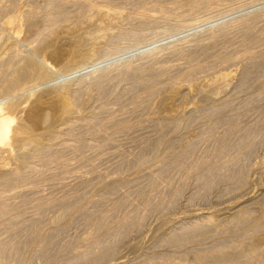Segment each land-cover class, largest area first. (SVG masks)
Masks as SVG:
<instances>
[{
  "label": "rangeland",
  "instance_id": "rangeland-1",
  "mask_svg": "<svg viewBox=\"0 0 264 264\" xmlns=\"http://www.w3.org/2000/svg\"><path fill=\"white\" fill-rule=\"evenodd\" d=\"M61 1L64 19L36 38L48 1L0 0V106L29 137L0 152V176L22 164L34 169L25 182L0 183L7 212L0 245L8 254L0 264H78L85 251L102 254L96 264H195L202 253L212 264L248 260L216 258L227 246L250 249L248 255L262 250L256 260L264 264V0H89L93 8L84 10L78 0ZM130 33L141 42L134 45ZM12 47L23 60L8 63ZM27 60L44 77L28 70L25 84L2 91L1 74L9 70L14 79ZM135 70L157 76L142 85L138 72L129 79ZM229 72V82H216ZM75 94L80 104L67 113ZM69 118L77 124L72 133ZM40 143L51 145L42 158L33 151ZM235 211L244 212L246 224ZM203 215L214 220L211 230L175 240ZM15 241L25 246L10 253Z\"/></svg>",
  "mask_w": 264,
  "mask_h": 264
},
{
  "label": "bare ground",
  "instance_id": "bare-ground-1",
  "mask_svg": "<svg viewBox=\"0 0 264 264\" xmlns=\"http://www.w3.org/2000/svg\"><path fill=\"white\" fill-rule=\"evenodd\" d=\"M46 1V0H45ZM48 1V6L47 7H49L50 8V12L48 13V12H46V14H42L41 16L39 15V17L41 18H43V17H45V21L47 22V24L45 25L46 27L45 28H43V29H33L34 28V25L37 23H35L34 25L32 24V23H30L28 26L31 28V29H33V31H34V37H36V38H41L43 35H44V33H45V31L47 32V30L48 29H50L53 25L55 26L57 23H58V21L61 19V18H63V17H65L66 16V13H65V10L62 8V5H64L63 3H62V1L61 0H47ZM212 1V0H211ZM234 1V0H233ZM3 2V1H2ZM1 2V3H2ZM63 2H64V0H63ZM10 3V2H9ZM76 3V2H75ZM78 3H79V5H81L82 7H83V10H84V7H92L93 6V4H92V2H89V0H78ZM91 3V4H90ZM224 3V2H223ZM4 4V3H3ZM14 4V3H13ZM197 4H200L198 1H194V2H192V4L191 5H193V6H195L196 7V5ZM228 4V3H227ZM234 4V3H233ZM251 4V3H250ZM2 5V4H1ZM10 5H11V3H10ZM39 5V4H38ZM67 5V4H66ZM190 5V4H189ZM192 6V7H193ZM243 6V5H242ZM66 7V6H65ZM72 7V6H71ZM78 7V6H77ZM94 7H96L95 5H94ZM245 7V6H244ZM80 8V7H79ZM93 8V7H92ZM98 8V7H97ZM217 8V7H216ZM215 8V9H216ZM1 9V8H0ZM5 9V8H4ZM39 9V8H38ZM77 9V8H76ZM86 9V8H85ZM199 9V8H198ZM80 10H82V8L80 9ZM87 10V9H86ZM186 10V9H185ZM2 11V10H1ZM46 11V10H45ZM93 11V10H92ZM195 11V10H194ZM238 11V10H237ZM3 12V11H2ZM32 12V11H31ZM182 12V11H181ZM236 12V11H235ZM33 13V12H32ZM35 13V12H34ZM45 13V12H44ZM29 14V13H28ZM31 14V13H30ZM36 14V13H35ZM39 13L37 12V15H38ZM147 13H144V11L142 12V14H141V16L142 15H146ZM188 14V13H187ZM186 14V15H187ZM1 15V14H0ZM32 15V14H31ZM36 15V16H37ZM110 14H109V12L108 13H106V16L108 17ZM255 15V14H254ZM30 16V15H29ZM28 16V17H29ZM148 16V15H147ZM151 16V15H150ZM262 16V15H261ZM26 17V16H25ZM30 17H32V16H30ZM152 17V16H151ZM1 18V17H0ZM35 18H37V17H35ZM134 18V17H133ZM142 18V17H141ZM263 18V17H262ZM29 19V18H28ZM28 19L26 18V20L28 21ZM64 19V18H63ZM143 19V18H142ZM145 19V18H144ZM143 19V20H144ZM150 19V18H149ZM240 19V18H239ZM30 20V19H29ZM35 20V19H34ZM66 20V19H65ZM131 20V19H130ZM136 20V19H135ZM142 20V21H143ZM152 20H153V18H152ZM151 20V21H152ZM245 20V19H244ZM262 20V19H261ZM11 21V20H10ZM9 21V22H10ZM32 21H33V19H32ZM38 21V20H37ZM40 21V20H39ZM63 21V20H62ZM146 21H147V17H146ZM149 21V20H148ZM263 21V20H262ZM26 22V21H25ZM33 22H35V21H33ZM177 22V21H176ZM238 22V21H237ZM249 22V21H248ZM247 22V23H248ZM28 23V22H27ZM179 23V22H178ZM44 24V23H43ZM99 24V23H98ZM145 24V23H144ZM150 24H151V22H150ZM169 24V23H168ZM253 24V23H252ZM167 25V24H166ZM179 25V24H178ZM224 25V24H223ZM249 25V24H248ZM151 26V25H150ZM183 26V25H182ZM186 26V25H185ZM247 26V25H246ZM250 26H251V24H250ZM250 26H248L249 28H250ZM36 27V26H35ZM166 27V26H165ZM173 27H175V26H173ZM172 27V28H173ZM187 27V26H186ZM237 27V26H236ZM239 27V26H238ZM244 27H245V24H244ZM259 27V26H258ZM103 28V27H102ZM139 28V27H138ZM251 29V28H250ZM259 29V28H258ZM166 30V29H165ZM167 30H169V29H167ZM238 30V29H237ZM231 31V30H230ZM249 30H246V32H247V34H245V38H248L249 37V35H250V31L248 32ZM264 31V30H263ZM150 32V31H149ZM224 32V31H223ZM156 34V33H155ZM230 34V33H229ZM123 35V34H122ZM122 35H120V36H122ZM222 35V34H221ZM129 38H130V40H131V42L134 44V45H136V44H138V43H140L141 42V40H142V35H139L138 33H130L129 34ZM235 36V35H234ZM119 37V36H118ZM127 38V37H126ZM214 39V38H213ZM218 41V40H217ZM192 43V42H191ZM204 43V42H203ZM222 43V42H221ZM205 44V43H204ZM36 45V44H35ZM189 45V44H188ZM13 46V45H12ZM30 46V45H29ZM249 46V45H248ZM248 46H246V47H248ZM225 47V46H224ZM15 48L14 47H12L11 49H10V52H11V58H10V61L11 62H8V63H12L13 64V62H15L20 56L18 55L19 53H17L16 52V50H14ZM106 49V48H105ZM180 49V48H179ZM112 50V49H111ZM111 50H110V52H111ZM114 51H115V49H114ZM205 51V50H204ZM19 52V51H18ZM110 52H109V50L106 52L105 51V53H107V54H110ZM166 52V51H165ZM243 52V51H242ZM91 53V52H90ZM96 53V52H95ZM104 53V54H105ZM113 53V51L111 52V54ZM251 53V52H250ZM106 54V55H107ZM114 54V53H113ZM169 54V53H168ZM174 54V53H173ZM93 55V54H92ZM175 55V54H174ZM251 55V54H250ZM23 56V55H22ZM108 56V55H107ZM165 56V55H164ZM231 56V55H230ZM239 56V55H238ZM9 57V56H8ZM168 57V56H167ZM261 57V56H260ZM157 58V57H156ZM165 58V57H164ZM249 57H247V59H248ZM22 59V58H21ZM20 58H19V60H21ZM24 59H26V58H24ZM90 59V58H89ZM231 59V58H230ZM238 59V58H237ZM245 59V58H244ZM23 60V59H22ZM259 60V59H258ZM25 61V60H24ZM28 61V60H27ZM33 60H31V61H28V63L27 64H25V65H27L26 66V68H24V69H22L21 71L20 70H18V72L17 73H15L14 72V74H16V77L13 79V78H11V77H13L12 75H13V73L12 72H10L9 70V72L8 71H5L3 74H1V79H2V87H1V89H3L2 91H4V92H7V94L9 93H11L14 89H17L18 87H19V85L20 84H22V83H24L26 80H27V78H28V75H29V73L30 72H32V74H35V75H38L39 73H40V78H42V77H44V75H43V73H42V68H41V66L40 65H36L34 62H32ZM254 61H256V60H254ZM153 62V61H152ZM252 62V61H251ZM19 63V62H18ZM215 63V62H214ZM11 65V64H10ZM8 66H9V64H8ZM21 66V65H20ZM49 66V65H48ZM256 66V65H255ZM24 67V66H23ZM23 67H21V68H23ZM205 67V66H204ZM256 67H258V66H256ZM17 68V67H16ZM15 68V69H16ZM49 68V67H48ZM47 68V69H48ZM125 68V67H124ZM151 68V67H150ZM149 68V69H150ZM5 69V68H4ZM15 69H14V71H15ZM20 69V68H19ZM28 70H30V72L28 71ZM123 70V69H122ZM137 70H139V69H137ZM137 70H135L136 72L135 73H133V74H131L130 75V77H129V79L131 78V79H133L134 80V78H132V77H136V78H138V71ZM165 70H167V69H165ZM13 71V70H12ZM131 71H132V68H131ZM130 71V72H131ZM134 71V70H133ZM141 71V70H140ZM146 71V70H145ZM138 72V73H137ZM153 72H154V70L153 71H147V75H145V73L143 74L142 72V74H143V76L144 77H142V74L141 73H139V77L141 78V79H139V83H141L142 85H146V83L148 84V82H150V81H152V80H150L149 81V78L151 77V78H153V76L152 75H154L153 74ZM168 72V71H167ZM171 72V71H170ZM192 72V71H191ZM250 72V71H249ZM103 73V72H102ZM126 73V72H125ZM159 73V72H158ZM233 73H234V71H233ZM233 73L232 72H229V73H224V74H222L221 76H220V78H216V82L218 81V82H220V81H222V82H229V80H231L232 78H233ZM120 74V73H119ZM127 74V73H126ZM163 74V73H162ZM161 74V75H162ZM191 74V73H190ZM156 75V74H155ZM154 75V76H155ZM112 76V75H111ZM157 76V75H156ZM155 76V77H156ZM160 76V75H159ZM184 76V75H183ZM126 77V76H125ZM184 77H186V75L184 76ZM38 78V77H37ZM135 78V79H136ZM150 78V79H151ZM182 78V77H181ZM180 78V79H181ZM101 79H103V77L102 76H98V77H95V82L98 84L97 86H98V88L99 89H102V91H104V87H102V81H101ZM179 79V80H180ZM186 79H188L187 77H186ZM183 80H185L184 78H183ZM197 80V79H196ZM135 81V80H134ZM1 82V81H0ZM126 82V81H125ZM214 82V81H213ZM213 82H212V84H213ZM216 82H214V84L216 83ZM26 83V82H25ZM24 83V84H25ZM175 83V82H174ZM173 83V84H174ZM104 84V83H103ZM108 84V83H107ZM170 85H173V84H171V82L169 83ZM212 85V86H215V85ZM217 84V83H216ZM139 85V84H138ZM149 85V84H148ZM217 85H219V84H217ZM23 86V85H22ZM87 86V85H86ZM108 86V85H107ZM137 86V85H136ZM155 86V85H154ZM211 86V85H210ZM244 86V85H243ZM25 87V86H24ZM114 87V86H113ZM141 87H143V86H141ZM146 87V86H145ZM147 87H149V86H147ZM240 87V86H239ZM28 88V87H27ZM104 88V89H103ZM150 88H152V86L151 87H149L148 88V90L150 89ZM190 88V87H189ZM226 88H227V86H226ZM243 88V87H242ZM21 90V89H20ZM130 90V89H129ZM128 90V91H129ZM146 91V92H149V91ZM151 91V90H150ZM153 91H155L154 89H152V92H150V96L151 95H153V93H155V92H153ZM228 91V90H227ZM14 92V91H13ZM86 92V91H85ZM104 92H106V90L104 91ZM103 93V92H102ZM108 93V92H107ZM145 93V92H144ZM143 93V94H144ZM146 94V93H145ZM144 94V95H145ZM189 94V93H188ZM76 95V94H75ZM73 96L74 98L73 99H75V100H71V104H70V106H71V108H69L67 111V113H70V110L71 111H73V109H76L77 108V105L78 104H80V103H78V102H80V100H79V97H77V95L76 96ZM99 95V94H98ZM110 95V94H109ZM147 95H149V93L147 94ZM146 95V96H147ZM156 95H157V93H156ZM13 96V95H12ZM93 96V95H92ZM102 96V95H101ZM149 96V97H150ZM221 96V95H220ZM152 97V96H151ZM11 98V97H10ZM105 98H107V97H105ZM143 98V97H142ZM142 98H141V100H142ZM146 98V97H145ZM144 98V99H145ZM104 99V98H103ZM147 99H149V98H147ZM227 99V98H226ZM15 100V99H14ZM146 100V99H145ZM103 101V100H102ZM139 101V100H138ZM148 101V100H147ZM97 102V101H96ZM141 102H143V101H141ZM141 102H140V104H141ZM197 102V101H196ZM139 103V102H138ZM144 103V102H143ZM147 104H148V102H146ZM87 104V103H86ZM144 105H146L145 103H144ZM81 106V105H80ZM79 106V107H80ZM103 108V107H102ZM82 109V108H81ZM111 109V108H110ZM134 109V108H133ZM142 109V108H141ZM151 109V108H150ZM77 110V109H76ZM75 111V110H74ZM115 111V110H114ZM78 112V111H77ZM80 112V111H79ZM78 112V113H79ZM89 112V111H88ZM107 112V111H106ZM141 112V111H140ZM75 113V112H74ZM78 113L76 114V115H78ZM90 113V112H89ZM102 113V112H101ZM72 114V113H71ZM80 114V113H79ZM180 114V113H179ZM67 115V114H66ZM70 115V114H69ZM68 115V116H69ZM83 115V114H82ZM209 115V114H208ZM12 116V117H11ZM9 115L8 113H5L4 111H3V108H2V105L0 106V152L2 153V152H9V151H11L12 149H13V147H14V145L13 144H11V141L13 140V141H15V142H20V140H22V139H26V138H22V136H21V134H20V131L21 130H24V128H23V126H22V124L20 123V121H18L17 120V122H19V123H16V117L15 118H13V115ZM75 115H73V116H71V117H74ZM80 116V115H79ZM79 116H77V117H79ZM117 116V115H116ZM165 116H167V115H165ZM84 117V116H83ZM83 117H82V119H83ZM181 117V116H180ZM66 118V117H65ZM68 118V117H67ZM81 117H79V119H80ZM166 118V117H165ZM176 118V117H175ZM71 119H74V118H69V120L68 119H66V121H69V123H70V127H69V129H67L68 131H69V133H72L74 130H75V127L72 125V122L73 121H75V120H73L72 122H71ZM76 119H78V118H76ZM89 119V118H88ZM159 119V118H158ZM169 121H170V118L168 119ZM65 121V120H64ZM77 121V120H76ZM85 121V120H84ZM87 121V120H86ZM89 121V120H88ZM87 121V122H88ZM94 121V120H93ZM165 121H167V120H165ZM172 121V120H171ZM173 121H174V119H173ZM77 122H79V120L77 121ZM91 122V121H90ZM90 122H88V123H90ZM96 122V121H95ZM176 122V121H175ZM65 123V122H64ZM67 123V122H66ZM137 123V122H136ZM153 123V122H152ZM80 124V123H79ZM85 124V126H86V123H84ZM97 124V123H96ZM171 124V123H170ZM67 125V124H66ZM75 125H77V124H75ZM81 126H82V124H80ZM105 125V124H104ZM64 126V125H63ZM88 126H89V124H88ZM87 126V127H88ZM91 127H93V125H91ZM170 127V126H169ZM115 128V127H114ZM139 129V128H138ZM81 130V129H80ZM178 130V129H177ZM60 131V130H59ZM107 131V130H106ZM125 131V130H124ZM67 132V131H66ZM110 132V131H109ZM53 134H54V132H53ZM92 134V133H91ZM58 135L60 136V134H58L57 133V135L55 134V135H53V137H51V138H55V136H57L58 137ZM109 135V134H108ZM49 136H51V135H49ZM71 136V135H70ZM29 138V137H28ZM27 138V139H28ZM98 138V137H97ZM117 138V137H116ZM57 139V138H56ZM52 140V139H51ZM12 141V142H13ZM52 141H54V139L52 140ZM56 141V140H55ZM58 141V140H57ZM63 141V140H62ZM116 141V140H115ZM39 142V141H38ZM28 143V142H27ZM35 143V142H34ZM33 143V144H34ZM36 143H37V141H36ZM50 143H52L51 141H50ZM57 144V143H56ZM69 144V143H68ZM119 144V143H118ZM30 145V144H29ZM47 145H50V144H47ZM152 145V144H151ZM31 146H32V144H31ZM51 146V145H50ZM49 146V147H50ZM62 146V145H61ZM27 147V146H26ZM47 147L48 146H45V145H42V143H40V144H37L34 148L35 149H33V151L35 150L36 151V153H37V157L39 158H42V154H43V152H44V154H45V150L47 149ZM48 147V148H49ZM99 147V146H98ZM25 148V147H24ZM95 150V149H94ZM102 150V149H101ZM13 151V150H12ZM47 151V150H46ZM69 151V150H68ZM48 152H49V150H48ZM183 152V151H182ZM3 154V153H2ZM1 154V155H2ZM59 154V153H58ZM77 154V153H76ZM81 154V153H80ZM187 154V153H186ZM0 155V156H1ZM51 155V154H50ZM84 156V155H83ZM29 157V156H28ZM92 157V156H91ZM35 158V157H34ZM1 159V158H0ZM25 159H27V158H25ZM68 161V160H67ZM176 162V161H175ZM178 162V161H177ZM176 162V163H177ZM67 163V162H66ZM22 164V163H21ZM72 165V164H71ZM215 165V164H214ZM205 166V165H204ZM11 168V167H10ZM9 168V169H10ZM213 168V167H212ZM6 169H7V167H6ZM15 169V168H14ZM58 169V168H57ZM120 169V168H119ZM36 170V169H35ZM37 171V170H36ZM92 171V170H91ZM209 171H211V170H209ZM6 172V171H5ZM28 172H33V174H34V169L32 168V166H30V165H26V164H22L21 166H19V168H16L15 170H13V171H10V172H8V173H5V174H3L2 176H0V183L2 182L3 183V185H6L7 183H9V182H13L14 180H22V181H26V179H27V175L26 174H28ZM224 172V171H223ZM3 173V172H2ZM1 173V174H2ZM38 173V172H37ZM209 173V172H208ZM219 173V172H218ZM59 174H61V172L59 173ZM211 174V173H210ZM29 175H32V174H29ZM96 175V174H95ZM70 176V175H69ZM97 176V175H96ZM215 176V175H214ZM236 176V175H235ZM29 177V176H28ZM33 177H34V175H33ZM41 177V176H40ZM85 177V176H84ZM204 177V176H203ZM212 177V176H211ZM219 177V176H218ZM238 177V176H237ZM32 178V177H31ZM38 178V177H37ZM77 178V177H76ZM99 178V177H98ZM210 179V178H209ZM212 179V178H211ZM39 180V179H38ZM54 180V179H53ZM76 180V179H75ZM206 180V179H205ZM216 180V179H215ZM35 181V180H34ZM40 181V180H39ZM49 181V180H48ZM62 181V180H61ZM107 181V180H106ZM210 181V180H209ZM208 180L207 181H205L206 183H208L209 182ZM236 181H237V183H239V181H241L240 180V178H236ZM43 182V181H42ZM41 182V183H42ZM202 182V181H201ZM29 183V182H28ZM41 183H38V184H41ZM210 183H212V182H210ZM242 183V182H241ZM90 184V183H89ZM209 184V183H208ZM207 184V185H208ZM1 185V184H0ZM34 185V184H33ZM43 185V184H42ZM102 185V184H101ZM206 185V184H205ZM216 185V184H215ZM239 185H240V183H239ZM8 186V185H7ZM3 187H5V186H3ZM34 187V186H33ZM71 187V186H70ZM36 188V187H35ZM41 188V187H40ZM6 189H7V187H6ZM31 190H33V189H31ZM239 191V190H238ZM76 192V191H75ZM85 193V192H84ZM4 194H5V192H4ZM14 194V193H13ZM21 194V193H20ZM44 194V193H43ZM3 195V194H2ZM1 194H0V200H1V198L3 197ZM7 196H9V195H7ZM6 196V197H7ZM36 196V195H35ZM5 197V198H6ZM4 198V199H5ZM35 198V197H34ZM3 199V200H4ZM33 199V198H32ZM66 199V198H65ZM69 199H71V198H69ZM67 200V199H66ZM77 200V199H76ZM2 201V200H1ZM64 201V200H63ZM5 202V201H4ZM69 202V201H68ZM68 202H66V201H64V203L62 204V207H64V208H68L70 205H69V203ZM2 204V203H1ZM0 204V205H1ZM9 204V203H8ZM43 204V203H42ZM71 204V203H70ZM7 205V204H6ZM26 205V204H25ZM44 205H46V203L44 204ZM43 205V206H44ZM47 205L49 206V204L47 203ZM52 205V204H51ZM56 205V204H55ZM58 205V204H57ZM41 206V205H40ZM40 206H39V208H40ZM47 206V207H48ZM59 206H60V204H59ZM74 206V205H73ZM2 207V206H1ZM0 207V208H1ZM8 207V206H7ZM42 207V206H41ZM74 207H76V206H74ZM19 208V207H18ZM51 208V207H50ZM63 208V211L65 210ZM69 208H71V207H69ZM68 208V210H70ZM115 208V207H114ZM3 209V208H2ZM5 209V208H4ZM14 209V208H13ZM16 209V208H15ZM41 209V208H40ZM45 209V208H44ZM43 209V207H42V209L41 210H43V211H45ZM71 209H74V208H71ZM76 209H78V208H76ZM38 210V209H37ZM68 210L66 209V212L67 213H69L68 212ZM75 210V209H74ZM74 210H72V211H74ZM71 211V212H72ZM76 211H78V210H76ZM91 211V210H90ZM241 211V210H240ZM4 212H6L5 210H1L0 209V216L4 213ZM84 212V211H83ZM235 212H237V211H235ZM234 212V213H235ZM7 213V212H6ZM82 213V212H81ZM94 213V212H93ZM242 213H244V212H242ZM241 212H237L236 213V219L238 220V222L239 223H241V224H243V223H247V219L244 217V215L242 214ZM40 214V213H39ZM43 214V213H42ZM50 214V213H49ZM61 214V213H60ZM64 214H65V212H64ZM72 214V213H71ZM75 214V213H74ZM77 214V213H76ZM101 214V213H100ZM199 214H201V213H199ZM245 214H246V212H245ZM69 215V214H68ZM91 215H93V214H91ZM233 215V217H235ZM8 216V215H7ZM89 216V215H88ZM94 216V215H93ZM196 216V215H195ZM4 218H6V216L4 217ZM57 218V217H56ZM59 218V217H58ZM66 219V218H65ZM88 219H89V217H88ZM91 219H93V217L91 218ZM96 219V218H95ZM214 219V218H213ZM233 219H235V218H233ZM11 220V219H10ZM75 220V219H74ZM97 220V219H96ZM102 220V219H101ZM124 220H126V219H124ZM54 221V220H53ZM93 221V220H92ZM119 221V220H118ZM213 221L214 220H212V218L211 217H208V216H205V215H203L202 216V218H200V220H199V222H195V223H192V225H190V226H183L184 228L182 229V231L179 233L178 232V234L175 236V240L177 241L178 240V237L180 238L182 235H188L189 233H195V232H197V231H204V230H207L208 229V231L209 230H211L212 229V227L213 226H215L214 225V223H213ZM15 222H17V221H15ZM38 222V221H37ZM57 222H58V220H57ZM60 222H61V220H60ZM59 222V223H60ZM86 222H87V220H86ZM95 222V221H94ZM99 222H101V221H99ZM107 222V221H106ZM6 223V222H5ZM18 223V222H17ZM121 223V222H120ZM124 223V222H123ZM131 223V222H130ZM245 223V224H246ZM2 224V223H1ZM16 224V223H15ZM88 224V223H87ZM98 224V223H97ZM126 224V223H125ZM244 225V224H243ZM30 226V225H29ZM49 226V225H48ZM100 226V225H99ZM257 226V225H256ZM8 227H10V225L8 226ZM39 227V226H38ZM102 227V226H101ZM258 227V226H257ZM36 228V227H35ZM34 228V229H35ZM98 228V227H97ZM103 228V227H102ZM132 228V227H131ZM260 228V227H259ZM37 230H35V232L37 231H39L38 230V228H36ZM39 229H40V227H39ZM59 229V228H58ZM257 230H258V228H256ZM8 230V229H7ZM28 230V229H27ZM13 231V230H12ZM100 231V230H99ZM22 232V231H21ZM27 232V231H26ZM28 232H29V230H28ZM31 233H34V231H30ZM36 232V233H37ZM24 233V232H23ZM127 233V232H126ZM38 235H39V233H37ZM45 234V233H44ZM121 234V233H120ZM175 235V234H174ZM35 236H37L36 234H35ZM30 237H31V234H30ZM33 237V236H32ZM39 237V236H38ZM103 237V236H102ZM170 237V236H169ZM16 238V237H15ZM172 238H174V237H172ZM38 239V238H37ZM173 240V239H172ZM21 241V240H20ZM19 241V242H20ZM16 243V241H15V243L14 244H11L10 246H8V250L7 251H9L10 253H12L13 252V250H14V252L16 251L17 253H18V251L21 249V245H22V243L20 244V243ZM26 242V241H25ZM99 242V241H98ZM102 242V241H101ZM107 242V241H106ZM173 242V241H172ZM182 242V241H181ZM6 243H8V244H10V242H6ZM6 243H5V245H6ZM27 243V242H26ZM44 243H46L45 241H44ZM92 243V242H91ZM108 243V242H107ZM106 243V244H107ZM23 244H25V243H23ZM98 244V243H97ZM102 244V243H101ZM109 245V244H108ZM23 246H25V245H22V247ZM97 246V245H96ZM98 246H99V244H98ZM97 246V247H98ZM102 246V245H101ZM99 246L100 248H101V251L102 252H106L107 250H108V248H107V245L106 246ZM95 247V246H94ZM231 247V246H230ZM232 247H236V245L235 246H232ZM243 247V246H242ZM24 248V247H23ZM238 248H240L239 246H238ZM45 249V248H44ZM44 249H43V251H44ZM97 249H99V248H97ZM232 249H234V248H232ZM231 248H229L228 246L226 247V248H222V250H221V252L219 251V249H217L218 250V252H216V253H218L217 255H219V252L221 253L218 257H216V258H219V259H225L226 261H228V263H229V261L232 263V262H234L235 263V261H237L239 258H240V260H241V258H244V257H248L247 259L248 260H246L245 259V261L246 262H244V263H242V264H258V261H261V258H260V256L262 257L263 255L262 254H259L260 252H262V250H260V251H258L257 249L256 250H254L253 251V249H251V253H249V255H248V252L247 251H250V249L249 250H245L246 252H244V250H242V249H237V250H232ZM259 249V248H258ZM110 250V249H109ZM216 250V251H217ZM12 251V252H11ZM100 251V252H101ZM15 252V253H16ZM99 252V253H100ZM213 252H215V251H213ZM9 253V254H10ZM14 253V254H15ZM20 253V252H19ZM49 253V252H48ZM98 253V252H97ZM96 252H91V251H88V252H86L85 251V253L84 254H81V255H79V256H77L76 257V259H77V263L79 264H84V263H86V264H92V263H97V261L99 260V258H101V255H99V254H97ZM103 253V254H104ZM108 253V252H107ZM109 254V253H108ZM215 254V253H214ZM8 255V254H7ZM6 255V250H5V247H2L1 245H0V260L2 261V260H4V259H2L3 257H6L7 256ZM106 255V254H105ZM213 255V254H212ZM258 255H259V259L260 260H256L257 258H258ZM14 257H15V255H13ZM76 256V255H75ZM211 256V254H209V256H208V254L207 255H204L203 253L200 255H197L195 258H196V261H195V264H212L213 263V260L210 262V259L212 258H209ZM213 256H215V255H213ZM103 257V256H102ZM8 258V257H7ZM17 259V258H16ZM214 260H217V259H215V258H213ZM257 261H255V260ZM7 260V259H6ZM15 260V259H14ZM19 260V259H18ZM104 260V259H103ZM49 261V260H48ZM74 261V260H73ZM89 261V262H88ZM220 261V260H219ZM242 261V260H241ZM156 262V261H155ZM2 263V262H1ZM4 263V262H3ZM2 263V264H3ZM76 263V262H75ZM170 263V262H169ZM240 264L241 262H236L235 264ZM261 263V262H260ZM18 264V263H17ZM68 264V263H67ZM170 264H172V263H170ZM217 264H221V263H217Z\"/></svg>",
  "mask_w": 264,
  "mask_h": 264
}]
</instances>
